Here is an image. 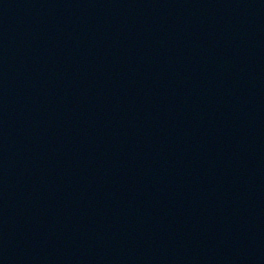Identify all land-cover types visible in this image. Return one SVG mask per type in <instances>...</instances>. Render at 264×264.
<instances>
[{
	"label": "water",
	"instance_id": "obj_1",
	"mask_svg": "<svg viewBox=\"0 0 264 264\" xmlns=\"http://www.w3.org/2000/svg\"><path fill=\"white\" fill-rule=\"evenodd\" d=\"M0 264H264V0H0Z\"/></svg>",
	"mask_w": 264,
	"mask_h": 264
}]
</instances>
